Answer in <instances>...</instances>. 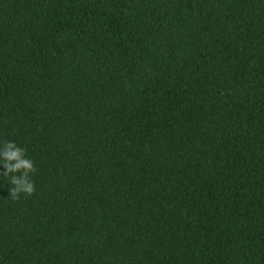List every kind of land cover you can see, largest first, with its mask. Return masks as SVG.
Masks as SVG:
<instances>
[{"label": "trees", "instance_id": "trees-1", "mask_svg": "<svg viewBox=\"0 0 264 264\" xmlns=\"http://www.w3.org/2000/svg\"><path fill=\"white\" fill-rule=\"evenodd\" d=\"M0 264H264V0H0Z\"/></svg>", "mask_w": 264, "mask_h": 264}]
</instances>
